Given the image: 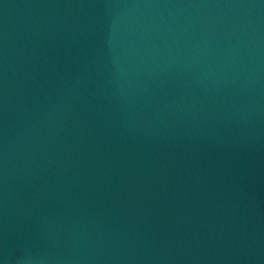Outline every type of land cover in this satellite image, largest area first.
Here are the masks:
<instances>
[{
	"label": "water",
	"instance_id": "95a60500",
	"mask_svg": "<svg viewBox=\"0 0 264 264\" xmlns=\"http://www.w3.org/2000/svg\"><path fill=\"white\" fill-rule=\"evenodd\" d=\"M0 264H264V0H0Z\"/></svg>",
	"mask_w": 264,
	"mask_h": 264
}]
</instances>
